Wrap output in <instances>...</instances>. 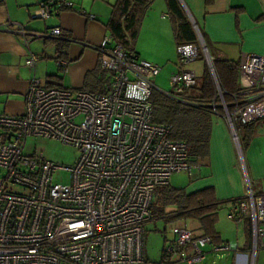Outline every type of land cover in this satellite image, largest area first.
<instances>
[{
    "label": "built area",
    "instance_id": "obj_1",
    "mask_svg": "<svg viewBox=\"0 0 264 264\" xmlns=\"http://www.w3.org/2000/svg\"><path fill=\"white\" fill-rule=\"evenodd\" d=\"M37 7V15L46 18L73 8L74 0H39ZM194 27L198 43L176 46L179 62L169 89L155 85L156 63L106 35L92 45L97 63L110 74L105 92L46 86L33 76L23 112L0 114V264H142L144 224L152 219L155 187L169 183L173 172L200 167L190 159L187 144L169 136L170 124L152 121L151 91L157 88L182 103H196L184 90L197 81L188 65L201 56L200 47L214 89L210 106L227 121L242 157L235 122L264 121V53L239 54L237 89L227 92ZM60 32L53 26L40 35ZM36 59L31 53L26 63ZM29 135L73 145L78 150L75 163L57 164L41 152H26ZM56 169L68 171L69 181H55ZM245 197L231 205L229 215L249 213L255 250L257 237L264 238L262 197L249 183ZM172 232L166 251L185 264L202 260L207 244L213 250L226 248L185 224L173 225Z\"/></svg>",
    "mask_w": 264,
    "mask_h": 264
},
{
    "label": "crops",
    "instance_id": "obj_2",
    "mask_svg": "<svg viewBox=\"0 0 264 264\" xmlns=\"http://www.w3.org/2000/svg\"><path fill=\"white\" fill-rule=\"evenodd\" d=\"M38 1H0V114L23 112L33 76L44 84L47 74L53 73L60 77L64 86L82 88L87 71L97 65V51L92 45L99 43L104 36H110L106 28L111 11L109 0H74L73 8L46 18L37 15ZM180 2L196 23L210 54L236 61L243 51L264 53V0ZM53 26L60 27L58 40L66 42L65 53L58 51L54 36L40 35ZM146 31H150L153 37L155 35L149 46L139 43L140 34ZM168 35L175 44L166 1L154 0L142 20L135 50L140 57L159 66H170L172 73L178 63L177 56L171 63L173 55ZM31 53L36 54L37 59L29 65L26 58ZM188 66L195 70L192 64ZM195 72L198 75L202 71ZM242 154L241 157L238 153L227 121L213 114L209 155L198 162L200 167L194 170L199 174L186 190L213 186L215 196L227 201L222 206L226 207V216L220 221L221 207L215 223L222 241L215 244L226 248L213 250L207 244L203 247L205 257L213 252L216 258L224 260L221 264H264V238L257 237L254 250L251 232V246L247 248L245 220L238 214L229 215L232 199H246L248 183L254 194L262 197L264 208V121L254 123V133ZM194 223V231L201 233L195 220ZM215 260L213 258L211 264Z\"/></svg>",
    "mask_w": 264,
    "mask_h": 264
},
{
    "label": "trees",
    "instance_id": "obj_3",
    "mask_svg": "<svg viewBox=\"0 0 264 264\" xmlns=\"http://www.w3.org/2000/svg\"><path fill=\"white\" fill-rule=\"evenodd\" d=\"M153 1L113 0L111 2L110 15L106 22L111 42L121 44L126 51L136 52L135 45L142 20ZM165 1L175 45L189 42L198 43L196 30L180 0ZM211 1L205 0L206 3H210ZM58 36L60 35L54 36L57 39L55 43L58 51L65 53L66 42L58 40ZM211 55L214 70L222 87L227 92L236 90L239 78L238 60L232 61L220 56ZM177 62H179L178 53ZM109 80V72L101 68L97 63L95 68L87 71L82 88L90 91L105 92L108 88ZM44 85L64 86L60 83V77L53 73L47 74ZM184 94L188 99L196 103H182L164 94L157 88L152 89L150 95L153 103L152 121L170 124L169 136L173 139L183 140L187 144L190 159L200 162L205 160L209 155L212 117L215 114L213 108L210 106V102L214 96V89L207 65H204L202 72L198 74L195 85L184 90ZM224 97L226 101L230 100V96L227 93H225ZM256 121L246 122L242 119H237L235 122L242 152L254 133V123ZM238 200L239 198H234L231 203H235ZM226 202V200H219L215 196L213 186H205L197 190L187 191L183 186L175 187L167 183L155 187L151 204V215L152 219L162 218L166 222L183 220L184 224H186L184 220H195L198 225L197 229L201 231V233L194 231L195 234L209 235L212 242L218 243L222 241L215 223L218 219V210ZM238 215L245 220V246L249 248L251 246L250 215L245 211L239 212ZM192 230L194 229L192 228ZM168 242H173V239L169 240L166 237L163 239L161 255L158 261L144 258L142 264L177 263L178 260L166 251Z\"/></svg>",
    "mask_w": 264,
    "mask_h": 264
},
{
    "label": "rangeland",
    "instance_id": "obj_4",
    "mask_svg": "<svg viewBox=\"0 0 264 264\" xmlns=\"http://www.w3.org/2000/svg\"><path fill=\"white\" fill-rule=\"evenodd\" d=\"M109 1L112 2L113 0H109ZM154 37L151 36L150 31L143 32L140 34L139 43L140 44L142 42L143 44L147 43V45L149 46L152 44V40L155 39ZM168 37L170 36L168 35ZM169 44L171 46V54L173 55L171 59V63H172L173 61H175V58L177 56V51H176V46L173 43V39H171V37ZM200 51H201V56L190 62V66L192 64V66L195 68L197 72L202 71L204 65H207L204 52L202 51L201 47H200ZM160 67L161 68L159 73L154 78V83L160 89H169L170 88L169 77L171 74L170 66L169 67L160 66ZM1 129L2 128L0 127V131ZM24 150L29 153L35 152L37 154L41 152L46 158L53 160L57 164H63L66 166H72L78 157V150L73 145L69 143L61 142L60 140L57 139L46 138L42 136H32V135L27 136L25 140ZM196 171L197 170H194L191 173L185 170L173 172L169 178V183L175 187L183 186L186 189H189L193 181H195L194 179L196 175L199 174ZM1 173L2 170L0 168V174ZM53 178L55 181L68 182L70 178V173L66 170L56 169L53 173ZM225 214H226V207L224 206L220 210V214H219L220 221L222 216H226ZM184 221H186L185 224L186 226L190 228H194L193 227L195 226L194 220L187 219ZM182 224H184L183 220L181 221L178 220L175 222H166L162 218H154L146 221L144 224V233H143V257L145 259L147 258L150 260L158 261L161 255L163 239L165 237L169 240L172 239L173 225H182ZM213 258L216 260L212 264H221L224 262V260H220L219 258H216L213 252H209L207 256L203 259V261L199 262L198 264H211ZM175 264H184V262L178 261Z\"/></svg>",
    "mask_w": 264,
    "mask_h": 264
},
{
    "label": "water",
    "instance_id": "obj_5",
    "mask_svg": "<svg viewBox=\"0 0 264 264\" xmlns=\"http://www.w3.org/2000/svg\"><path fill=\"white\" fill-rule=\"evenodd\" d=\"M182 2V1H181ZM183 3V2H182ZM187 11V10H186ZM189 14V13H188ZM189 16H190V14H189ZM191 17V16H190ZM191 19V21H192V24L193 25H196V23L192 20V18H190Z\"/></svg>",
    "mask_w": 264,
    "mask_h": 264
},
{
    "label": "clouds",
    "instance_id": "obj_6",
    "mask_svg": "<svg viewBox=\"0 0 264 264\" xmlns=\"http://www.w3.org/2000/svg\"><path fill=\"white\" fill-rule=\"evenodd\" d=\"M194 26V25H193ZM197 26V25H196Z\"/></svg>",
    "mask_w": 264,
    "mask_h": 264
}]
</instances>
